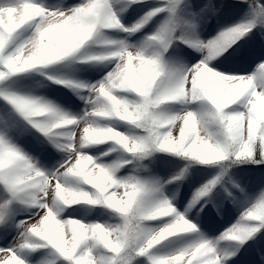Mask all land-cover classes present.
<instances>
[{"label":"snow or ice","instance_id":"6c2138e0","mask_svg":"<svg viewBox=\"0 0 264 264\" xmlns=\"http://www.w3.org/2000/svg\"><path fill=\"white\" fill-rule=\"evenodd\" d=\"M244 2L256 19L205 42L195 36L196 20L180 15L185 0L153 7L147 0H0V264H236L247 254L264 264V190L215 240L201 236L169 251L170 242L202 230L158 180L138 174L157 152L221 165L190 210L232 165L264 164V60L247 74L210 63L256 35L264 3ZM134 5L148 11L125 24L122 14ZM137 34L143 38L133 42ZM178 40L204 59L191 67L170 59ZM73 64L103 75L93 82L60 73ZM34 74L70 89L85 107L73 112L37 94L24 83ZM129 165L136 170L122 175ZM80 207L103 209L109 219H89Z\"/></svg>","mask_w":264,"mask_h":264},{"label":"rangeland","instance_id":"374dc122","mask_svg":"<svg viewBox=\"0 0 264 264\" xmlns=\"http://www.w3.org/2000/svg\"><path fill=\"white\" fill-rule=\"evenodd\" d=\"M260 1L264 3V0ZM60 2L61 0H49V3L59 4ZM159 2L160 0H147L149 7L156 6ZM206 5L207 8H205ZM202 9L204 11H201ZM146 11H148V8L134 5L122 14L123 22L125 24L134 23ZM180 15L186 20H196L198 27L195 30V36L205 42L217 36L226 27L256 19L249 3L235 0H185ZM163 18L162 16L150 24L146 30L147 33L155 31ZM182 32L188 36L193 35L191 29L185 28L182 29ZM253 32L256 33L255 36L246 37L238 46L229 49L223 56L210 63L222 72L252 73L256 69V65L264 60V37H262L264 20L257 23ZM112 35L116 36L118 34L112 33ZM142 38L143 34H137L131 39L133 42H138ZM170 52V59L187 67H191L204 59L206 54L179 40L176 41L174 49ZM60 73L93 82L103 75L98 68L78 64L61 67ZM24 83L27 87L34 89L37 94L55 100L73 112H80L85 107L83 101L78 99L70 89L58 87L39 74H34L32 78ZM173 134L178 135V131ZM106 147L93 149L92 154L99 155ZM119 155L120 153H116L112 157L105 158V160L110 161ZM189 162V160L182 157L159 152L152 159L143 160L138 169V174L158 180L163 185V195L171 199L180 212H186L188 218L197 223L202 230L200 234L182 237L170 242L167 249L169 251L176 250L201 236L215 240L222 232L239 220L242 213L258 199L261 190H264V169L262 170V167L254 168L251 163H236L228 168L227 174L223 177L224 180H222L213 196L201 200L189 210V202L196 190L220 175L222 171L219 164L204 165L195 162V167L189 178L184 177L182 180L168 183ZM135 170L136 165H129L122 170L121 174L127 175ZM186 179L188 180L186 181ZM227 182L228 184H226ZM233 182L240 187L236 188ZM225 189H229L228 191H231L233 196L229 197ZM79 214L89 219H109V215L103 209L89 211L85 207H80ZM225 247H228V245L226 244ZM241 253H244V248H241ZM253 261L254 256L247 254L238 259L236 264H253ZM229 264H232V262L230 261Z\"/></svg>","mask_w":264,"mask_h":264},{"label":"trees","instance_id":"16d2710c","mask_svg":"<svg viewBox=\"0 0 264 264\" xmlns=\"http://www.w3.org/2000/svg\"><path fill=\"white\" fill-rule=\"evenodd\" d=\"M235 1H244V0H235ZM260 2H261V1H260ZM262 3H263V2H262ZM183 18H184V17H183ZM184 19H185V18H184ZM145 160H147V159H145ZM251 164H252V163H251ZM261 167H262V168H261ZM261 167H260V168L263 170V169H264V164H262ZM259 170H260V169H259Z\"/></svg>","mask_w":264,"mask_h":264}]
</instances>
